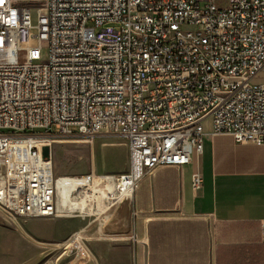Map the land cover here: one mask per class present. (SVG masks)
<instances>
[{
  "label": "built area",
  "instance_id": "2783aa9c",
  "mask_svg": "<svg viewBox=\"0 0 264 264\" xmlns=\"http://www.w3.org/2000/svg\"><path fill=\"white\" fill-rule=\"evenodd\" d=\"M263 72L264 0H0V209L59 215L51 129L127 140L125 174L85 177L72 214L84 220L130 202L157 168L190 165L207 120L264 146Z\"/></svg>",
  "mask_w": 264,
  "mask_h": 264
},
{
  "label": "crops",
  "instance_id": "0c3cea01",
  "mask_svg": "<svg viewBox=\"0 0 264 264\" xmlns=\"http://www.w3.org/2000/svg\"><path fill=\"white\" fill-rule=\"evenodd\" d=\"M205 129L190 165L159 167L138 183L129 203L132 264H264V146L212 135L209 120ZM119 144L129 157L128 143Z\"/></svg>",
  "mask_w": 264,
  "mask_h": 264
},
{
  "label": "rangeland",
  "instance_id": "374dc122",
  "mask_svg": "<svg viewBox=\"0 0 264 264\" xmlns=\"http://www.w3.org/2000/svg\"><path fill=\"white\" fill-rule=\"evenodd\" d=\"M255 81L264 82V72ZM49 133L53 134L50 158L58 177L92 173L119 176L129 170L128 153L119 144L127 140L120 135L103 133L94 138L78 133L57 135L55 129ZM129 203L131 201L118 205L103 220L94 217L24 219L0 209V264H132ZM86 226L88 237H85L84 247L90 256H83L74 245L68 248L75 234L83 231L86 236ZM101 252L106 256L104 262L99 255Z\"/></svg>",
  "mask_w": 264,
  "mask_h": 264
},
{
  "label": "bare ground",
  "instance_id": "6f19581e",
  "mask_svg": "<svg viewBox=\"0 0 264 264\" xmlns=\"http://www.w3.org/2000/svg\"><path fill=\"white\" fill-rule=\"evenodd\" d=\"M106 175H113V174H106ZM85 177L86 176H81V177L56 176L57 206H58V214H59L57 216L58 218L60 219L76 218V216H73L72 214L75 211H80L83 208L84 205L81 203H84V199L81 198L80 194L82 195V191H83L82 187L86 181ZM88 191L89 194L93 192L91 188ZM94 197L98 198L99 201L101 200V194L100 195L96 194ZM119 200H121L120 197ZM107 217L109 216H106L104 219H106ZM103 224L104 223H101V225ZM79 233L80 232L75 234L73 238L68 242V248L74 245L81 253L84 252L83 255L86 254L90 256L89 252H87L84 247V243H82L81 239L79 238L80 236Z\"/></svg>",
  "mask_w": 264,
  "mask_h": 264
},
{
  "label": "water",
  "instance_id": "95a60500",
  "mask_svg": "<svg viewBox=\"0 0 264 264\" xmlns=\"http://www.w3.org/2000/svg\"><path fill=\"white\" fill-rule=\"evenodd\" d=\"M42 153L45 158H50V147L48 146L44 147Z\"/></svg>",
  "mask_w": 264,
  "mask_h": 264
}]
</instances>
